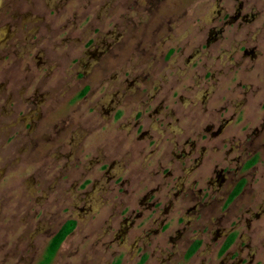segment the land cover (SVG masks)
Instances as JSON below:
<instances>
[{"label":"rangeland","instance_id":"374dc122","mask_svg":"<svg viewBox=\"0 0 264 264\" xmlns=\"http://www.w3.org/2000/svg\"><path fill=\"white\" fill-rule=\"evenodd\" d=\"M262 19L264 0L202 6L201 0H0V264H264V46L242 45L237 61L228 43L230 30L243 32ZM213 55L217 63H203L206 70L196 73L202 83L212 82L199 99L211 140H230L219 148L185 140L192 155L200 152L190 170L182 167L190 157L177 141L171 162L181 163L179 177L160 162L158 170L142 165L120 176L117 163L116 187L109 185L102 197L112 201L106 218L93 217L83 230L76 223L43 263L51 235L73 219L69 213L88 215L98 206L99 189L78 203H71L74 194L97 170H108L107 157L97 160L85 148L87 137L73 143L72 136L88 128L94 137L93 125L110 115L105 104H114L120 120V109L148 90L149 107L159 100L149 118L158 117L169 107L160 97L172 73L190 72ZM132 81L144 87L125 91ZM10 91L19 100L34 95L35 108L27 112L20 101L16 112L6 101ZM85 108L96 113L92 123L78 119ZM141 114L134 127L147 139ZM210 147L214 158L224 151L228 159L213 165L203 187L200 177L186 183L188 172L204 167Z\"/></svg>","mask_w":264,"mask_h":264},{"label":"clouds","instance_id":"9594fccd","mask_svg":"<svg viewBox=\"0 0 264 264\" xmlns=\"http://www.w3.org/2000/svg\"><path fill=\"white\" fill-rule=\"evenodd\" d=\"M177 4L188 3L190 0H175ZM255 0H253V3ZM206 3V0H201V6ZM247 10V9H246ZM195 27V25H193ZM229 45H234L236 48L235 58L240 61L244 56V53L240 51L242 45H254L260 43L264 46V19L257 21L254 25H251L243 32H239L236 29L230 30ZM183 36V33H182ZM187 39V37H185ZM219 53H217L218 55ZM203 63L209 64L210 68L216 64V56L213 55L210 59H202L201 64L192 68L190 72H185L183 75H177L173 72L170 78V83L165 86L164 95L160 99H168L169 107L165 109L158 117L149 118V112L156 107L159 100H154L151 103V107L148 106L147 101L153 96V91L148 90L147 95L141 99L136 100L133 103H128L125 107L121 108L123 112L120 120L114 118L113 107L114 104H105L104 108L110 113L109 117L105 118L104 122H96L93 126L98 129L94 137L88 136V128L81 129L72 136L73 143H76L77 138L81 143L84 142L85 137L88 138V142L85 145L86 149L95 151L97 160H104L108 158V170H97L91 177V181L87 187L80 190L78 194H74L71 203H78L81 199L87 198L90 195L97 194L99 189V202L94 211H90L88 215H85L84 209H79L78 214L69 213L75 220L80 230L88 227L92 222V218L95 217L97 222H102L109 211L111 204V197L104 199L103 193H105L109 187L112 186L115 189L116 185L114 181L118 178L112 174L113 167L117 163L121 165L120 176H128L133 169H141V166H148L150 171L158 170V162L163 163L166 169L172 170L179 177L184 173L181 171V163L177 162L173 164L172 153L176 150L177 141L180 143L181 150L186 153L190 158L183 163L184 170H190L194 166V161L199 163L198 156L200 155L199 149L197 153L192 155L190 146L184 144L187 139H192L200 144L216 145L218 148L222 146L224 140H230L229 136L222 137L220 141H212L211 137L213 132L207 131L209 124V118L204 116L203 106L200 104V96L205 88H211L212 82H201V78L196 73L204 71L201 65ZM122 76V74H121ZM177 83L182 86L176 91L175 95H172L173 89ZM108 88V85H104ZM143 88L144 85H137L136 81H132L128 84L125 91H131L135 93L137 88ZM234 87V86H233ZM110 91V89H109ZM187 95L189 98L184 102H181L179 97ZM105 93L101 91L97 100L104 97ZM115 104H119L120 101L113 97ZM220 105H214L213 110ZM100 111L101 105L95 103L93 105ZM235 107L231 108L226 116H231L233 111H236ZM140 111L141 119L140 123L144 125V132L148 133L147 139H141L136 135L135 131V114ZM78 119L85 124L92 123L96 120V113L88 112L87 108L78 114ZM219 121H217V125ZM201 136L209 137L208 140H201ZM232 147L231 143L228 145ZM86 155V153H85ZM238 153H234L231 157L234 159ZM216 154L212 153L211 147L209 155L205 158V165L199 173L188 172L186 183L191 184L193 179L200 177V186L203 187L204 180L207 178V173L211 171L215 163H219L228 159L225 157L224 151H219L218 158H214ZM92 162H89L91 166ZM71 183V182H69ZM172 183H177V179L174 178ZM75 185L72 186L74 190ZM113 195L118 193L113 192Z\"/></svg>","mask_w":264,"mask_h":264},{"label":"trees","instance_id":"16d2710c","mask_svg":"<svg viewBox=\"0 0 264 264\" xmlns=\"http://www.w3.org/2000/svg\"><path fill=\"white\" fill-rule=\"evenodd\" d=\"M238 189H235L232 193V196H234L237 193ZM75 226V222L73 220H68L60 229V231L52 238V240L50 241L48 248H47V252H46V260L43 263H47L52 256L55 254V251L57 250V248L60 246V244L62 243V241L64 240V238L70 233L72 232L73 228ZM232 241V238H228L226 240V242L223 244L222 248H221V252H224L230 245ZM198 243H194V245H192L188 252L187 255H190L191 253L194 252V250L196 249Z\"/></svg>","mask_w":264,"mask_h":264},{"label":"flooded vegetation","instance_id":"af4514ba","mask_svg":"<svg viewBox=\"0 0 264 264\" xmlns=\"http://www.w3.org/2000/svg\"><path fill=\"white\" fill-rule=\"evenodd\" d=\"M28 85V84H27ZM32 85H30V87H31ZM38 87L39 86H36V88H34V90H31L32 91V94H35V91L38 89ZM6 98V97H5ZM5 98H3V99H5ZM7 100L6 101H9V104H10V106L12 107H14V109H15V111L17 112V108H18V102H20L21 101V103H25L26 104V111L27 112H30V110L32 111L34 108H35V103L33 102L34 101V95H31V94H28L27 95V97H25V96H22V98H21V100H19L17 97H16V93H15V91H10V93H9V95L7 96V98H6ZM0 108H1V106H0ZM11 110H13V108H11L10 109V111H9V115H11V113L13 112V111H11ZM15 111H14V113H15ZM39 139V138H38ZM39 140H41V139H39ZM68 220H73V219H67V220H65L60 226H59V228L57 229V230H55V232L51 235V237H50V240H49V243H50V241L52 240V238L60 231V229L62 228V226L68 221ZM74 222H75V220H73ZM75 226H76V222H75ZM75 226H74V228H73V230L75 229ZM72 230V231H73ZM72 232H70L69 234H71ZM68 234V235H69ZM67 235V236H68ZM66 236V237H67ZM66 237L64 238V240L66 239ZM63 240V241H64ZM62 241V242H63ZM49 243H48V245H49ZM44 260L43 261H45L46 260V256L43 258Z\"/></svg>","mask_w":264,"mask_h":264}]
</instances>
